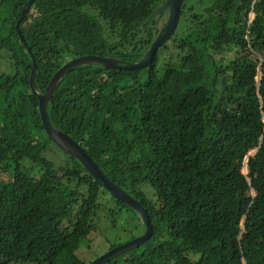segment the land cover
Returning a JSON list of instances; mask_svg holds the SVG:
<instances>
[{
	"label": "trees",
	"instance_id": "obj_1",
	"mask_svg": "<svg viewBox=\"0 0 264 264\" xmlns=\"http://www.w3.org/2000/svg\"><path fill=\"white\" fill-rule=\"evenodd\" d=\"M165 1L33 0L19 29L35 91L78 56L140 60L164 26L143 22ZM26 2L0 0V62L7 54L14 67L0 76V264H84L75 252L103 197L135 212L64 152V167L42 157L53 143L14 29ZM169 44L175 62L161 70L157 52L149 69L74 68L48 103L53 127L152 225L148 241L105 264H264V0H184ZM224 51L234 55L222 66ZM32 164L39 177L25 172ZM145 183L154 202L138 189Z\"/></svg>",
	"mask_w": 264,
	"mask_h": 264
},
{
	"label": "water",
	"instance_id": "obj_2",
	"mask_svg": "<svg viewBox=\"0 0 264 264\" xmlns=\"http://www.w3.org/2000/svg\"><path fill=\"white\" fill-rule=\"evenodd\" d=\"M33 0H27L23 9L21 10L20 16L14 26L15 32L19 38V41L22 43L26 52L28 53L31 59V70L28 79L29 89L30 91L37 97L38 99V113L41 120V125L46 133V135L50 138L52 143L61 149L65 154L69 155L71 158L77 160L83 168L92 174L95 178H97L103 185V187L117 200L123 202L127 207L131 208L139 217L143 227L144 232L134 238L132 241L123 244L121 246H117L109 250L107 253L99 256L97 259L92 261L89 264H105L114 258L125 254L126 252L139 247L144 242L148 241L152 235V225L150 224V220L148 218L147 212L144 207L140 204L139 201L129 196L125 191L119 188L115 183L109 180L103 173V171L99 168V166L86 154L83 148L78 146L68 135L64 132L56 129L50 122L48 115V103L51 99L52 93L57 85V83L61 80V78L68 73L70 70L80 67V66H88V65H97L105 68L107 70H118V71H137L141 69H149L152 65L153 58L157 50L162 47L165 43H167L172 35L174 34L180 17V10L184 0H166L160 7L156 8L143 22L149 23L155 16H163L164 13H167V18L164 26L160 29L153 42L151 43L149 49L145 52L144 56L133 63L124 62L118 60L116 58L111 57H99L93 55H85L78 56L68 60L64 63L51 77L49 80L45 91L40 94L35 91L33 86V79L37 69V66L34 61V56L30 51L27 43L25 42L19 25L22 19L26 16L29 11V8L32 4ZM252 16V14H251ZM254 18V15H253ZM252 18V19H253ZM259 67L257 70L256 82L259 83ZM257 149L251 150L247 153L244 158L243 166H242V174H247V166L246 161L248 157L255 154ZM241 233L243 231V222L241 223ZM241 233L238 237V240H241Z\"/></svg>",
	"mask_w": 264,
	"mask_h": 264
},
{
	"label": "rangeland",
	"instance_id": "obj_3",
	"mask_svg": "<svg viewBox=\"0 0 264 264\" xmlns=\"http://www.w3.org/2000/svg\"><path fill=\"white\" fill-rule=\"evenodd\" d=\"M162 19L158 24L161 27L165 24L167 15L161 16ZM253 18V14L249 16ZM1 28V21H0ZM173 46L168 45L165 49L160 47L157 50L159 57L158 69L161 70L165 63L175 62V58L172 56ZM171 54V55H170ZM234 52L224 51L216 56L220 65L224 66L232 59ZM255 57L259 60V55ZM9 55L3 54L0 62V76L11 75L14 72V67L11 59H8ZM48 162L52 163L54 167H64L69 163V159L54 144H49L46 151L42 155ZM28 162V161H27ZM29 163V162H28ZM26 163V166L29 164ZM26 173L33 177L40 176V167L37 164H32L31 168L25 169ZM144 193V196L148 202H154V195L151 187L148 184H143L138 188ZM108 203H105L107 201ZM98 216L95 221V230L90 233L86 240L82 241L79 248L75 252L78 260L84 264H89L99 256L107 253L111 246L117 247L132 241L134 238L140 236L144 232L143 225L137 216L125 207L117 204L108 194L103 197L102 206L98 209ZM112 213V214H111Z\"/></svg>",
	"mask_w": 264,
	"mask_h": 264
},
{
	"label": "clouds",
	"instance_id": "obj_4",
	"mask_svg": "<svg viewBox=\"0 0 264 264\" xmlns=\"http://www.w3.org/2000/svg\"><path fill=\"white\" fill-rule=\"evenodd\" d=\"M164 14H167V13H164ZM252 14V13H251ZM254 15V14H253ZM252 20V19H251Z\"/></svg>",
	"mask_w": 264,
	"mask_h": 264
}]
</instances>
